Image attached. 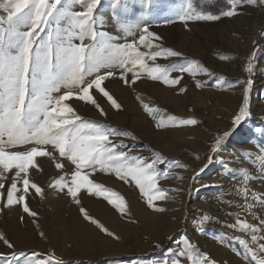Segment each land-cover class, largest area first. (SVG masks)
Instances as JSON below:
<instances>
[{
	"label": "rangeland",
	"instance_id": "rangeland-1",
	"mask_svg": "<svg viewBox=\"0 0 264 264\" xmlns=\"http://www.w3.org/2000/svg\"><path fill=\"white\" fill-rule=\"evenodd\" d=\"M188 3L189 0H102L98 16L103 18V26H98V30L120 36L118 42L123 43V34L117 31L120 23L147 26L161 38L153 41L154 44L180 52L212 75L201 71L191 76L174 71L170 77L183 78L169 87L146 75L131 83V72L126 75L130 83L125 84L119 78L120 70L114 69L115 75L106 79L102 87L121 106L119 110L95 89L90 94L106 113L104 116L95 105L75 97L67 101L85 120L135 136V141L116 138L134 147V154L150 160L153 153H159L163 163L157 168L169 173V178L161 179L159 186L180 191H169L170 198L166 201H154L157 207L166 209L160 213L147 207L134 184H125L115 175L102 172L90 176L125 199L127 214L121 215L102 197L89 196L83 189L78 194L80 204L50 189L49 184L60 175L67 173L70 180L74 166L61 159L64 169L58 171L49 158L37 157L41 170L30 169V179L44 189L45 195L41 199L31 190L26 198L37 216H28L19 205L3 208L4 201L0 200V233L14 244L16 252L28 254L26 259L21 258L20 264H45L49 255L63 259L65 264H172L173 261L191 264L187 256L177 255L183 249L185 238L200 252L207 253L215 264H253L246 248L239 243L244 239L250 244V237L228 225L234 224L237 218L257 227L264 221V204L252 199L253 194L264 197V171H261L264 166V60L257 64L258 71L252 77L248 76L244 64L255 35L264 32V5L257 2L239 7L238 14L231 18L220 15L215 21L182 23L174 14ZM113 4L117 7L113 8ZM75 10L80 8L77 6ZM0 14L6 15L2 10ZM168 19L173 22L166 23ZM140 50L148 51L143 47ZM221 56L227 59L222 60ZM179 62L182 61L176 57L156 60L157 64L169 67ZM245 80L252 81L248 93L249 116L239 125H233L232 120L243 102L245 85L241 81ZM181 88L186 91L181 92ZM141 101L161 109L164 115L194 117L200 123L194 127L158 130ZM224 133L229 135L213 153L215 140ZM48 150L52 151L50 146ZM54 154L59 159V154ZM172 161L186 167L178 168ZM202 168L204 171L200 172ZM5 175L7 186L11 184L12 173ZM177 176L182 179H176ZM0 191L6 197V188ZM97 204L103 212L98 211ZM247 204L252 207L249 209ZM81 207L119 239L108 237L96 225L85 221ZM205 215L209 219L202 221ZM258 235L264 236V231ZM259 243H264V239ZM11 251L0 241V254L8 255ZM31 253L39 256L33 258Z\"/></svg>",
	"mask_w": 264,
	"mask_h": 264
},
{
	"label": "snow or ice",
	"instance_id": "snow-or-ice-1",
	"mask_svg": "<svg viewBox=\"0 0 264 264\" xmlns=\"http://www.w3.org/2000/svg\"><path fill=\"white\" fill-rule=\"evenodd\" d=\"M102 0H2L0 10V190L6 188V197L0 191L3 208L21 206L23 212L36 217L26 198L34 190L36 196L44 198L45 192L30 179V169L39 168L37 157H47L53 161L58 171L64 169L60 160H67L74 166L67 179V173L54 179L49 188L57 193L66 194L76 204H80L78 194L83 189L89 196L103 198L121 215L127 214L125 199L111 189L94 182L90 176L96 172L115 175L125 184H134L145 198L147 207L154 212H165L157 207L154 201H166L169 191L180 189H164L159 186L161 179L169 178L168 172H160L158 164L163 163L159 153H153L149 160L134 154L136 149L118 137H136L127 132L112 128L96 121L85 120L79 116L67 101L75 97L79 101L95 105L101 116L106 115L90 90L95 89L102 94L111 106L119 110L121 106L102 87L103 82L115 75L114 69L120 70V79L129 84L127 73H132L131 83L141 75L153 81H159L172 87L179 83L182 76L170 77V73L178 71L191 76L203 71L196 61L187 60L178 51L163 48L154 44L161 38L149 31L147 26L120 23L117 29L123 34L125 42H118L121 37L99 31L103 26V18L98 16ZM229 7L221 15L231 18L238 14L237 9L245 5H255L264 0H227ZM80 10H75L76 7ZM113 8L117 5L113 4ZM175 17L182 23L189 21H215L220 15H210L193 8L191 0L186 7L175 12ZM172 23V19L165 21ZM139 38L136 39V34ZM264 35V33H262ZM127 37H132L127 40ZM78 41V42H77ZM143 47L148 51H141ZM179 58V63L170 67L156 63L158 58ZM255 58V50L249 58L245 71H252L251 60ZM224 60L227 57L221 56ZM148 61H152L151 64ZM218 79L223 80V77ZM243 102L233 125H239L249 116L247 110L249 86L251 80L241 81ZM197 88L200 84L196 85ZM181 92L186 89L181 88ZM139 99V97H138ZM144 111L156 122L159 130L166 127H194L200 121L194 117L180 118L175 115H164L161 109L151 107L141 101ZM157 114H160L159 117ZM215 140L212 152L215 153L224 137ZM48 146L52 151L48 150ZM23 148V150H16ZM54 153L59 154V159ZM178 167H186L179 161H172ZM204 169H200L203 172ZM261 171H264L262 166ZM12 173L11 184L5 185V174ZM199 175V173H197ZM245 173V178H247ZM176 179H182L177 176ZM252 199L264 204V197L253 194ZM247 201V195H245ZM250 209L251 204H247ZM80 213L85 221L96 225L108 237L118 240L119 237L99 224L81 207ZM207 221L208 216H203ZM23 221V217H21ZM35 222V221H33ZM250 237V244L244 239L239 243L247 250L253 264H264V243H259L264 236V221L261 227L237 218L234 224L228 225ZM43 235V233H41ZM0 241L12 249L8 255L0 254V264H20L21 258L28 254L16 252L15 246L2 233ZM251 245H256L253 248ZM178 256H187L191 264H215L207 253H202L188 238L183 240V249ZM33 258L38 253H31ZM45 264H65L63 259L49 255ZM172 264H180L173 261Z\"/></svg>",
	"mask_w": 264,
	"mask_h": 264
},
{
	"label": "built area",
	"instance_id": "built-area-1",
	"mask_svg": "<svg viewBox=\"0 0 264 264\" xmlns=\"http://www.w3.org/2000/svg\"><path fill=\"white\" fill-rule=\"evenodd\" d=\"M261 32L255 35V40L251 43V50L250 53L248 54V56L245 58V66L246 68L249 65V58L252 56L253 51L255 50V58L251 60V67H252V71L248 72V76L252 77L253 74H256L258 69H257V64L260 61L264 60V35H262ZM260 70V68H259Z\"/></svg>",
	"mask_w": 264,
	"mask_h": 264
},
{
	"label": "trees",
	"instance_id": "trees-1",
	"mask_svg": "<svg viewBox=\"0 0 264 264\" xmlns=\"http://www.w3.org/2000/svg\"><path fill=\"white\" fill-rule=\"evenodd\" d=\"M193 8L211 15H221L229 5L227 0H191Z\"/></svg>",
	"mask_w": 264,
	"mask_h": 264
},
{
	"label": "bare ground",
	"instance_id": "bare-ground-1",
	"mask_svg": "<svg viewBox=\"0 0 264 264\" xmlns=\"http://www.w3.org/2000/svg\"><path fill=\"white\" fill-rule=\"evenodd\" d=\"M88 204H89V203H88ZM86 205H87V204H86ZM97 205H98V204H97ZM97 205H96V208L99 209V208H98L99 205H98V206H97ZM87 206H88V205H87ZM99 207H100V209H99L98 211H99V212H103L104 209H101V206H99ZM102 207H103V206H102ZM103 208H104V207H103ZM95 211H96V210H94V212H95ZM99 212H98V213H99ZM101 217H102V216H101ZM75 220H76V219H75ZM77 223H78V222H77Z\"/></svg>",
	"mask_w": 264,
	"mask_h": 264
}]
</instances>
